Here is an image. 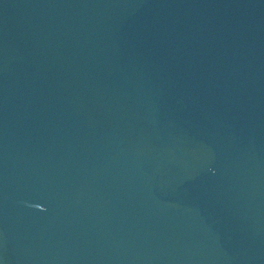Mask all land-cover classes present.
Here are the masks:
<instances>
[{
  "label": "water",
  "instance_id": "water-1",
  "mask_svg": "<svg viewBox=\"0 0 264 264\" xmlns=\"http://www.w3.org/2000/svg\"><path fill=\"white\" fill-rule=\"evenodd\" d=\"M0 264H264V0H0Z\"/></svg>",
  "mask_w": 264,
  "mask_h": 264
}]
</instances>
